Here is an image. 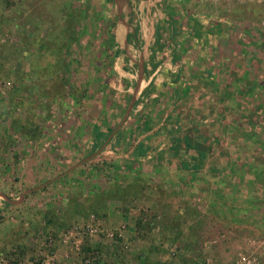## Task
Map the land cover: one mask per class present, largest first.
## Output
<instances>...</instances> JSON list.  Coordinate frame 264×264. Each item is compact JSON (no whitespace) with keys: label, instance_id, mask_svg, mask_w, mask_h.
Returning a JSON list of instances; mask_svg holds the SVG:
<instances>
[{"label":"rangeland","instance_id":"374dc122","mask_svg":"<svg viewBox=\"0 0 264 264\" xmlns=\"http://www.w3.org/2000/svg\"><path fill=\"white\" fill-rule=\"evenodd\" d=\"M154 5L0 0L1 95L31 62L27 94L49 97V115L101 116L107 142L76 173L100 176L97 191L70 181L60 194L77 197L0 207V264H264V0ZM141 57L162 64L136 89ZM187 136L206 149H185ZM83 223L99 230L71 234Z\"/></svg>","mask_w":264,"mask_h":264},{"label":"crops","instance_id":"0c3cea01","mask_svg":"<svg viewBox=\"0 0 264 264\" xmlns=\"http://www.w3.org/2000/svg\"><path fill=\"white\" fill-rule=\"evenodd\" d=\"M161 1L154 0V14L160 12ZM224 12H228V10ZM185 31L187 30L182 33ZM148 47L147 44L143 46L144 49ZM163 50V54H166L165 48ZM139 61L140 64L137 68L133 63L130 64L132 66L128 73L135 78L128 83L131 87L135 86L136 89L142 85L151 84L152 76L162 64L149 66L144 62V59L142 60V57L139 58ZM150 67L154 69L153 75H150L152 70ZM31 69V62L23 67L21 76H19L20 81L16 83V86L13 85L16 94L0 95V207L7 201L14 202L16 206L13 210H8L11 214L20 213L21 207L17 206L18 200H29L38 195L48 197L50 200L59 198V196L66 199L77 197L74 185H69L67 194H60L59 188L70 184V181L77 182L83 187L91 183L96 191L97 184L102 182L97 174H89L86 177L83 175L84 173L80 172L81 175H76L78 170L84 169L87 172L88 167L100 159L101 151L107 145V142L104 145L102 140L104 130L102 129L101 116L95 114L90 116L91 118L86 122L83 119L86 117L85 112L80 113L76 106L72 110H68L70 106L59 109L55 105L51 106L50 116L45 107L49 102V97L36 96V98H32L31 95H28L29 84L34 82H29L33 77ZM213 72L215 73V70ZM148 73L150 76L146 79ZM33 91L35 92V90ZM141 91L139 90L138 94ZM63 102L69 104V100L65 97H63ZM42 105L44 109H40ZM77 110L78 112H76ZM115 148L107 147L106 150L117 154L118 150ZM92 167L89 168L93 169ZM24 184L26 186L22 190ZM65 189L63 187V190ZM90 192L95 194V191ZM90 192L88 193L91 194ZM81 197L79 196V198ZM3 209L5 208L3 207ZM63 211L71 213V210L66 207V203H64ZM0 243L3 247L7 244L4 241L3 243L0 241Z\"/></svg>","mask_w":264,"mask_h":264},{"label":"built area","instance_id":"2783aa9c","mask_svg":"<svg viewBox=\"0 0 264 264\" xmlns=\"http://www.w3.org/2000/svg\"><path fill=\"white\" fill-rule=\"evenodd\" d=\"M9 85H11V82H6V84H4V86L0 85V95L4 93V90L6 87H9ZM93 230H99V226H93L91 224H81L78 226H74V228H72L71 230V234H74V231H77V234L79 233H86V232H90L92 233ZM70 232V231H69ZM113 237L114 234H111ZM114 239V238H113ZM66 241V240H65ZM6 264H15L13 261H8L6 260ZM46 264H51V261L48 260V262H46ZM81 264H97V259L94 256H88L86 258H84V260H82Z\"/></svg>","mask_w":264,"mask_h":264},{"label":"trees","instance_id":"16d2710c","mask_svg":"<svg viewBox=\"0 0 264 264\" xmlns=\"http://www.w3.org/2000/svg\"><path fill=\"white\" fill-rule=\"evenodd\" d=\"M120 138V137H119ZM186 139V140H185ZM120 142V139L118 140ZM184 141H185V149H194L196 152H200V151H204L206 149L205 146H200V145H197L194 140H192L191 137H185L184 138ZM118 142V143H119ZM140 152H142L141 154H144L146 152V149H142Z\"/></svg>","mask_w":264,"mask_h":264}]
</instances>
